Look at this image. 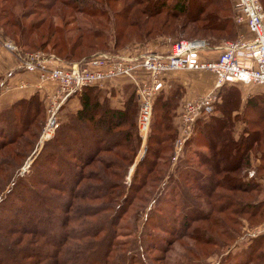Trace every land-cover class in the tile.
I'll return each mask as SVG.
<instances>
[{"label": "trees", "instance_id": "16d2710c", "mask_svg": "<svg viewBox=\"0 0 264 264\" xmlns=\"http://www.w3.org/2000/svg\"><path fill=\"white\" fill-rule=\"evenodd\" d=\"M116 1L119 0H1L0 21L3 22L1 26L6 37L2 33H0V37L8 39L7 36H9L15 40L17 50L11 52L20 62L25 52L20 50L18 46L21 48H26V46L34 48L39 45L43 49V47L53 43L54 47H59V49L57 52L53 51L52 54L60 57L63 66L68 67L100 53L119 54L121 53L119 50L128 43L142 41L130 40L132 37L140 38L148 35L145 34L148 31L143 32V27L148 21L140 18L141 14L146 15L147 18H155L163 13L173 16L188 15L191 5H198L199 13L193 20L194 23L198 24L195 27L197 32L220 31L227 34L229 32V36L238 37L240 35L235 21V14L225 16L220 14L229 10L222 0H205L202 6H199L196 0H131L130 2L126 0L124 6L114 13L113 7ZM209 2L213 4L210 9H208ZM30 5L31 7H29ZM140 5L147 6L139 8ZM136 6L138 7L136 8ZM75 12L85 13L91 17L88 21H84L88 26L77 27L82 19L77 17L74 14ZM37 14H44L45 16L26 23V19ZM55 18L61 21L60 24L55 21ZM103 18H106V20H103ZM109 18H114V46L112 48L107 45V38L110 36L107 32L108 29L106 30L110 26ZM72 24H76V26H71ZM95 25L99 26L95 27ZM133 30L135 31L133 32ZM163 34H165L164 36L167 35L166 33ZM124 39H127V43L122 45ZM129 40L130 42H128ZM207 42L213 48L217 46L215 43ZM48 54H51V52H48ZM1 79L2 76L0 75V81ZM232 85L221 88L219 101L215 105L214 112L207 119L198 120L195 124L193 137L186 143V145L191 142H195L197 145L204 144L207 151L195 149L197 163L205 167L209 166L211 172H224L222 179L216 178L215 174L205 173L197 166L188 164V166L178 168L177 171L171 170V174L167 176L166 180H163L162 188L160 187V194H164V199L168 195H173L175 198L181 197L178 200L180 208H183V203L188 205L186 210L196 214L193 220L202 217L207 218L213 212L212 210H204L202 203L199 204L197 201L198 196L192 192L193 189L198 191L197 193L200 192L211 197L214 196V192L218 187L243 191H250L251 189L262 191L264 189V150H262L264 147V127L259 126L264 121V94L250 97L243 113L234 115V111L240 106V92L237 87ZM167 86L157 95L154 101V112L157 109L156 118L152 123L153 134L149 137L147 151L151 150L152 143H155L156 146L165 145L163 147L169 150L179 134L178 122L176 121L178 117L177 108L181 102L184 89L178 85H168V82ZM124 89L125 101L123 106L119 108L111 105L110 97L107 96L99 84L86 86L68 99L69 101L71 98L77 97L80 101V108L77 110L69 109L67 107L68 101L62 106L61 109L68 111L67 119H62L63 122L57 129V135L44 144L43 150L33 162L35 163L33 166L35 176L38 179L34 178L29 182L27 180L26 183H19L21 185L19 191H16L14 187L12 188L15 197L0 200V227L6 226V230L26 234L32 232L39 233L41 236L52 234L47 232L46 228L54 217L60 219L61 216L59 214L50 216L49 213L40 214L43 210L53 212L51 208H46V204L49 207L47 196H43V193L36 190L33 183L40 180L41 182H47L51 187L57 186L56 188L61 192H67L64 190L68 188L70 193H74V198L80 201H101V207L97 211L88 214V216L107 212L109 206H107L105 198L108 196L107 192L114 181L107 178L98 179L97 177V180L102 182L103 188L100 189L97 184L95 190H86L85 187L90 186V184L84 186V180L92 179L89 177L92 175L91 173L85 174L82 168L92 158V160L96 158L103 160L106 164L114 162L112 157L103 158L104 156L101 153L111 152L115 147L132 149L130 148L132 141L137 136L138 100L134 85H126ZM234 90L239 94V105L237 107L226 106L229 98L234 95L231 92ZM46 104V99L42 98L39 92H35L31 96L20 98L13 102L11 106L0 110V138L2 137L5 141L11 139L10 142L14 141V138L20 136L19 127L23 132L26 128L28 129L29 123L31 125L32 120H35V118L42 119L41 116L43 115L46 117ZM217 111L221 112L222 115H217ZM23 114L26 116H22ZM249 114H254L255 118L249 120L247 118ZM27 116L31 117V120H28ZM241 119L244 121L245 126L237 138L235 136V126L236 122ZM2 143L0 140V144ZM254 147L262 151H257L256 155L251 154L250 151ZM153 154L158 158L161 157L160 152L157 150H153ZM69 155H72L77 162L72 161ZM252 155L260 160L256 171L259 177L248 176V170L253 165L251 162ZM79 160L83 162L78 163ZM223 162L225 164H222ZM151 163L149 162V164ZM153 164L152 167H145L147 178L148 174L157 170V162H153ZM232 172L233 176L230 175ZM142 177H144L143 174ZM153 178L159 179L158 177ZM176 178L182 182L177 181ZM187 183H189V186L186 185ZM221 196H224L225 205H233L231 203L233 200L227 195L221 194ZM20 197L28 202L29 209L19 203L18 199ZM126 198H129V195ZM71 205L72 203L68 204L67 200H64L59 206L63 209H67L69 206V209H71ZM235 206V212L255 216L259 214L261 208L264 211V197L256 198L252 203L238 201ZM31 209L32 211H30ZM117 215V210H114L112 217L104 215L108 218L102 220L101 229L100 227L96 229H100V231L107 229L109 232L106 246L101 247L100 243L97 246L100 250L103 248L102 251L105 254L114 247L117 235V219H115ZM18 218L21 219L16 224L19 228L17 230L11 229L10 224L15 223ZM65 230L66 228H63V231ZM263 238L264 234L250 239L244 253L246 258L244 259V256L242 258L245 261L240 260V256L238 264H246L247 261H251L250 259H252L256 249L260 248L261 243L264 244ZM61 242L62 240H59V243ZM8 249L10 248L3 245L0 240V253H2L0 258L11 257L8 256L10 251ZM54 252V255H57L56 251ZM95 263V261L90 262L87 259L82 262L80 260L79 264ZM108 263L107 261L104 264Z\"/></svg>", "mask_w": 264, "mask_h": 264}, {"label": "rangeland", "instance_id": "374dc122", "mask_svg": "<svg viewBox=\"0 0 264 264\" xmlns=\"http://www.w3.org/2000/svg\"><path fill=\"white\" fill-rule=\"evenodd\" d=\"M125 1L119 0L114 3V13L124 6ZM130 1L127 0V2ZM258 1L264 9V0ZM196 2L199 3V6H202L205 0H196ZM222 2L225 3L229 10L221 12V15H232V13L234 15L236 13L234 0H222ZM142 6L140 5L139 8H142ZM210 7H213V4L210 3L208 9ZM189 11L188 15L173 16L163 13L155 18H147L146 15L141 14L139 17L148 21V23H145V27H143V32L148 31L145 33L148 35L140 38L132 37L130 39L132 41H142L128 43L119 51L121 53L133 52L132 54H136L141 51H151L152 49L143 50L141 48V46L147 47L150 43L156 44L159 41V44H170L181 39L191 40L196 38L204 39L220 46L224 41L237 40L241 37V34L238 37L229 36V32L228 34L220 31L197 32L195 27L198 24L194 23L193 20L199 13L198 5H191ZM74 14L82 19V22L77 27L88 26L84 21H88L91 18L90 16L81 12H75ZM44 16V14L32 15L26 19V23L43 18ZM98 18L101 19V17ZM103 20H106V18H103ZM55 21L58 24L61 22L58 18H55ZM108 22H110V26L106 30L108 29L107 32L110 36L107 38V45L112 48L114 46V18H109ZM2 23L0 21V33L6 37L1 26ZM90 23L93 26L92 22ZM236 23L237 25H241L243 22L236 21ZM245 23L247 24V22ZM71 26H76V24H72ZM97 26L99 25H95V27ZM227 29L229 30V28ZM153 30L154 32H152ZM163 33L167 35L164 36L165 34ZM252 36L253 34L250 31V36L245 35L243 37L248 39ZM7 38L16 44L13 38L9 36ZM125 43H127V39H124L121 44L124 45ZM54 46L53 43H50L43 47V49L39 45L34 48H28L27 46L26 48L18 46V48L25 53L43 52L48 54V52H51L49 55H53V51L57 52L59 49V47ZM219 53L220 50L217 56ZM56 58L60 59V57ZM138 69L134 71L135 76ZM231 92L234 95L229 98L226 106L237 107L239 105V94L235 90ZM156 110L153 112L152 123L156 118ZM67 113L68 111L60 110V125L63 122L62 119H67ZM22 116L25 117L26 115L23 114ZM254 116V114H249L247 118L252 120L255 118ZM41 117L43 120L35 118V120H32L31 125L29 123L28 129L26 128L23 132L19 127L18 132H20V136L14 138V141L10 142L12 139L5 141L2 137L0 138L1 142H3L0 144V200L4 198L8 200L15 197V194L12 193L13 187L16 191H19L21 187L19 183H26L27 180L29 182V180L37 178L33 168L35 163L33 162L43 150L44 144L53 138L41 144V135L47 122L48 114L46 113V117L44 115ZM27 118L31 120V117L27 116ZM259 126L264 127V121ZM152 130L153 126L151 125L146 142H142L141 138L137 135L136 139L132 141L130 147L132 149L115 147L111 152L101 153L105 159L112 157L114 162L106 164L103 160L98 158L92 160V158L83 165L82 171L84 170L85 174L91 173L92 175L89 176L92 179L84 180V186L90 184V186L85 187L86 190H95L98 185L100 189L103 188L102 182L98 181L97 177L98 179L107 178L114 181L107 192L108 196L105 198V202L109 206L108 210L107 212H102L100 215L88 216V214L97 211L101 207V201H80L74 198V193H70L68 188L64 190L67 192H61L56 188L57 186L51 187L47 182H41V180L31 181L35 184L36 190L43 193V196H47L49 199V207L46 204V208L53 210V212L43 210L40 214L49 213L50 216L59 214L61 217L60 219L54 217L51 220L46 230L52 234L46 236H41L36 232L26 234L18 231H9L5 229L7 228L6 226L0 227V240L3 245L10 248L8 249L10 250L8 256H11L0 258V264H79L80 260L82 262L87 259L90 262L95 261V264H104L107 261L109 262L108 264H238L240 256V260L243 256L245 259L244 253L250 239L263 236L264 234L262 231L264 229V211L261 208L259 214L255 216H251L248 213H238L234 210L236 208L235 203L238 201L252 203L256 198L264 197V189L262 191H253L252 189L250 191H243L218 187L213 197L200 192L197 193L198 191L193 189L192 192L198 196L197 201L199 204L202 203L204 210L213 211L207 218L202 217L193 220L196 214L186 210L188 205L183 203V208H180L178 200L181 197L175 198L173 195H168L164 199V194H160L163 180L167 179V176L172 172L171 170L177 171L178 168L188 166V164L197 166L207 174H215L216 178L219 179H222L224 172H211L209 166L205 167L197 163L196 143L191 142L186 145L187 141L183 142V137L178 139L179 135H177L169 150L163 147L165 145L156 146L154 145L155 143H152L151 150L147 151L149 137L153 134ZM56 132L54 136L57 135ZM179 143H183L180 152ZM199 145V148L201 147L202 150L207 151L204 144L200 143ZM153 150L160 152L161 157L155 156ZM262 150H264V147ZM262 150H257L254 147L250 152L256 155ZM69 157L72 161L75 160L74 162H77L72 155H69ZM251 158L253 165L248 170V176L255 177L257 176V165L260 163V160L253 155ZM180 159L182 162H180ZM82 162V160H79L78 163ZM149 162L152 163L149 164ZM153 162H157V170L148 174L147 178L145 167L154 166ZM222 164H225V162ZM250 172H253V174L251 175ZM142 174L144 177H142ZM232 174L233 172L230 173V175ZM153 177H158L159 179ZM177 181L182 182L178 179ZM186 185L189 186V183ZM221 194H225L232 199L231 203L233 205H225L226 201L223 200L224 196H221ZM127 195H129V198L125 199ZM219 195L220 197H218ZM18 200L21 205L29 209L28 202L23 197H20ZM64 200H67L68 204L72 203L71 209H69V206L67 209L59 206ZM114 210H117L118 213L115 218L117 219V226L115 225L117 235L114 247L105 254L102 251L103 248L100 250L97 246L99 243L101 247L106 246L109 232L107 229L104 231H100V229L103 224L102 220L108 218L107 216L112 217ZM20 220L18 218L15 223L10 224L11 229L17 230L19 226L16 224ZM99 227L100 229L96 230ZM63 228H66V230L63 231ZM59 240H62V242L59 243ZM261 244L260 248L256 249L253 257L251 256V261H247L246 264H264V244ZM61 248H63L62 251ZM54 251H56L57 255H54ZM0 256H2V253H0ZM242 261L244 262L245 260L242 259ZM242 261L240 262L243 263Z\"/></svg>", "mask_w": 264, "mask_h": 264}, {"label": "built area", "instance_id": "2783aa9c", "mask_svg": "<svg viewBox=\"0 0 264 264\" xmlns=\"http://www.w3.org/2000/svg\"><path fill=\"white\" fill-rule=\"evenodd\" d=\"M234 8L236 21L247 22L253 36L224 41L216 48L220 53L215 58H204V53L212 50V47L206 40L199 38L174 41L166 52L151 50L136 54L100 53L68 67L63 66L60 59L53 55L43 52L24 53L21 59L22 69L38 72L42 81L51 80L58 84V88L45 98L48 119L41 135V144L54 137L60 125V110L73 94L86 86L120 76L132 78L135 85L138 100L136 130L142 142H146L152 125L154 101L167 86L166 74L179 70H208L216 78L213 90L183 101L178 111V139L183 137V142L189 140L198 120L207 119L214 112L222 87L232 84L264 86L263 6L258 0H234ZM0 44L10 51L17 50L16 44L10 39L0 37ZM137 68H142L145 74L134 76ZM5 87L8 88V84H0V90ZM182 147L183 143H179V152Z\"/></svg>", "mask_w": 264, "mask_h": 264}, {"label": "crops", "instance_id": "0c3cea01", "mask_svg": "<svg viewBox=\"0 0 264 264\" xmlns=\"http://www.w3.org/2000/svg\"><path fill=\"white\" fill-rule=\"evenodd\" d=\"M238 28L241 36H250V31L246 23L244 24L243 22L241 25H238ZM149 45L147 47L141 46V48H143V50L157 49L156 51L166 52L169 49L170 44H159L158 41L156 44L150 43ZM217 47L218 46L215 48L212 47V50L205 52L204 57H216L219 52V50L216 49ZM143 74H145V71L142 68H139L136 71V76H142ZM0 75L2 76L0 84L5 86L8 84L9 86L8 88L5 87V89L3 88V90H0V110L11 106L13 102L20 98L31 96L35 92H39L42 98H46L47 94L53 93L58 88L57 82L51 80L42 81L38 72H29L22 69L20 60L13 54V52L4 46H0ZM166 78L168 85H178L184 89L177 111H179L180 105L183 101L205 95L213 90L216 79L214 73L208 70H179L167 73ZM130 84L134 85L132 78L120 76L104 80L99 86L106 92L107 96L110 97L111 105L119 108L123 106L125 101L126 94L124 87ZM232 86L237 87L240 92V106L234 111V115L243 113L247 100L250 97L264 94V86L255 84H238ZM67 103L69 109L77 110L80 108V101L77 97L71 98ZM216 114L222 115L219 111H217ZM176 121L178 122V118H176ZM244 126L245 124L242 119L236 122L235 136L237 138L244 130ZM192 137L193 135L191 138ZM195 149L202 150L197 144Z\"/></svg>", "mask_w": 264, "mask_h": 264}]
</instances>
